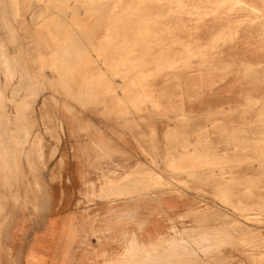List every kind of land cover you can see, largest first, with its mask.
Wrapping results in <instances>:
<instances>
[{"label": "crops", "instance_id": "obj_1", "mask_svg": "<svg viewBox=\"0 0 264 264\" xmlns=\"http://www.w3.org/2000/svg\"><path fill=\"white\" fill-rule=\"evenodd\" d=\"M245 1L264 11L260 0ZM113 15L90 36L101 59L89 51L75 78L78 86L81 73L89 76L86 91L93 84L81 93L83 108L57 115L62 137L50 161L45 224L28 226L25 207L7 228L0 224V264H122L132 236L144 245L162 239L156 214L184 223L178 233L193 231L196 239L199 231L228 227L219 215L233 213L236 201L249 211L264 205V19L228 16L223 29L219 18L160 24L154 17L164 13L140 14L125 24L124 35L119 26L127 19ZM112 20L114 28L106 24ZM107 38L114 44H104ZM102 77L112 92L96 100L92 90ZM169 158L178 171L166 167ZM144 168L170 190H155V200L131 188L99 198L109 195L102 189L106 181L128 186ZM135 255L137 264L142 259ZM263 258L264 250L243 251L233 264Z\"/></svg>", "mask_w": 264, "mask_h": 264}, {"label": "rangeland", "instance_id": "obj_2", "mask_svg": "<svg viewBox=\"0 0 264 264\" xmlns=\"http://www.w3.org/2000/svg\"><path fill=\"white\" fill-rule=\"evenodd\" d=\"M182 2L181 0H0V224L3 228L9 226L20 207L26 208L28 226L42 227L45 224V210L50 203L52 173L50 161L62 137L57 129V115L61 112L66 113L74 107L84 106L81 93L86 91L84 80L89 76L81 73L78 86L75 78L82 71L84 62L88 61L89 51H94L98 61L101 59L98 48L90 44L93 39L90 36L97 34L98 29L105 28L103 26L105 16L114 19V13L122 14L123 18L127 19L123 20V26H119L124 30V35L129 34V31H126L129 27L125 24H129L131 18L137 20L140 14H143V17L153 18L150 17L151 14L164 13L163 17H154L159 18L157 22L160 24L168 20V23H177L181 17L187 18V22L191 23L201 19L207 21L219 18V27L223 29L228 27L226 23L228 16L241 19L243 15L251 14L257 19H264V11H258L254 6L246 4L245 0H200L198 1L200 5L187 3L191 4L190 6H185ZM260 2L264 7V0ZM106 24H111L114 28V20ZM152 24L156 27L155 22ZM238 24L241 25V22ZM109 27L111 26H108V29ZM104 44L113 45L114 40L107 38ZM205 61L207 60L204 58ZM123 76L125 77L126 74L124 73ZM201 84H204L203 79ZM86 87H93V84H87ZM89 88L86 91L88 93ZM107 91L102 77L101 82L92 90V97L96 100L103 98ZM166 137L170 142L173 136L170 133ZM24 159L25 162L21 163ZM172 164L169 158L166 167L178 171V166ZM53 171L59 172L56 164ZM150 171L148 168L142 169L138 173L140 175L138 180L132 182L128 180L130 182L128 186H119L121 183L116 185L114 181L113 183L106 181L102 189L106 188L109 195L103 194L99 198L109 200L113 195L122 196L126 194L122 189L131 188L133 192L136 189L141 197L155 200L153 192L155 190L166 192L170 190V184L160 179H153ZM235 185L237 186L238 183ZM114 187L119 190L113 189ZM223 202L226 204L227 198H223ZM235 207L233 213L219 215V220L228 222V227L215 232L199 231L200 238L197 239L193 237V231L192 235L178 233V227L184 226V223L179 220L168 223L166 219H161L160 215L156 214L155 220L158 222L154 226L158 229L157 237L162 239H158L156 244L144 245L138 242L136 236H132L127 243L126 257L122 264H125L129 251L139 254L142 261L147 264H211V261L215 264H233L234 255L241 258L243 251L246 254L263 251L264 206L261 208L258 206L256 210L251 208L249 211L238 200ZM124 218L130 219L127 215ZM251 226L257 229H249ZM107 232L98 230V235L105 236L110 233ZM221 235L225 240L221 239ZM192 239L196 242L191 241ZM172 240H183L188 244L192 252L186 257L190 258L183 259V256L179 255L170 258L169 255L162 253L165 244ZM261 260L263 261L260 264H264V258Z\"/></svg>", "mask_w": 264, "mask_h": 264}, {"label": "bare ground", "instance_id": "obj_3", "mask_svg": "<svg viewBox=\"0 0 264 264\" xmlns=\"http://www.w3.org/2000/svg\"><path fill=\"white\" fill-rule=\"evenodd\" d=\"M241 9V8H240ZM213 71V70H212ZM218 71V70H217ZM206 73V72H205ZM207 73H210V72H207ZM211 73H213V72H211ZM215 73V72H214ZM219 73H220V71H219ZM219 73H215V74H217V76H218V74ZM224 73V72H223ZM202 74V73H201ZM222 74V73H221ZM220 74V75H221ZM213 75V74H212ZM223 75V74H222ZM210 76V75H209ZM220 77V76H219ZM218 77V78H219ZM198 78H199V75H198ZM221 78H223L224 79V77H222L221 76ZM200 79H203V77H201ZM217 79V78H216ZM219 82V81H218ZM214 87H215V85H214ZM152 96V95H151ZM148 97V96H147ZM179 98V97H178ZM147 99V98H146ZM146 101V100H145ZM145 101H143V102H145ZM141 103V102H140ZM1 125V124H0ZM167 138V137H166ZM13 147V146H12ZM15 151H16V148H15ZM15 153V152H14ZM13 153V154H14ZM10 155V154H9ZM1 156V155H0ZM12 157V156H11ZM14 157V156H13ZM24 157V156H23ZM7 159V158H6ZM25 162V159H24V161L23 162H21V163H24ZM17 165V164H16ZM14 166V165H13ZM15 168V167H14ZM4 173V172H3ZM112 177V176H111ZM1 178H3V177H1ZM4 182V181H3ZM1 187V186H0ZM111 187V186H110ZM108 188V187H107ZM264 206V205H263ZM236 208V207H235ZM240 208V207H239ZM242 211V210H241ZM245 211V210H244ZM4 221V220H3ZM7 222V221H6ZM215 232V231H214ZM213 233V232H212ZM216 234V233H215ZM211 235V234H210ZM209 235V236H210ZM198 236V235H197ZM202 236V235H201ZM206 236V235H205ZM222 236V235H221ZM226 236H228V235H226ZM233 236V235H232ZM199 237V236H198ZM203 237V236H202ZM200 238V237H199ZM206 238V237H205ZM205 238H204V240H205ZM210 238V237H209ZM208 238V239H209ZM212 238H214V237H212ZM224 239V237L222 236L221 237V239ZM229 238V237H228ZM180 239V238H179ZM186 239V238H185ZM197 239V238H196ZM202 239V238H201ZM216 239V238H215ZM227 239V238H226ZM231 239V238H230ZM212 240V239H211ZM217 240V239H216ZM225 240V239H224ZM188 241V240H187ZM191 241H195V240H191ZM218 241V240H217ZM223 241V240H222ZM229 241V240H228ZM189 242V241H188ZM196 242V241H195ZM198 242H200V241H198ZM202 242V241H201ZM212 242V241H211ZM230 242V241H229ZM164 243H166V242H164ZM210 243V242H209ZM226 243V242H225ZM228 243V242H227ZM196 244H200V243H196ZM202 244V243H201ZM205 244V243H204ZM231 244V243H230ZM166 245V246H165ZM164 246V248L162 249V253H165V254H167V255H169V257L170 258H172L174 255H179V256H183L182 258L183 259H186V258H190V257H186V255H191V252L192 251H190V246L188 245V244H186L183 240H172V241H169V242H167V244H165ZM216 245V244H215ZM227 245V244H226ZM197 246V245H196ZM205 246V245H204ZM201 247V246H200ZM199 247V248H200ZM198 248V249H199ZM202 248V247H201ZM207 248V247H206ZM210 248V247H209ZM193 249H194V246H193ZM214 249V248H213ZM216 249V248H215ZM202 250V249H201ZM200 250V252L202 253V251ZM210 250V249H209ZM208 250V251H209ZM127 251H129V250H127ZM205 251V250H204ZM207 251V250H206ZM205 251V252H206ZM196 254V253H195ZM204 254V253H203ZM205 254H207V253H205ZM135 255V253L134 252H132V251H129L128 253H127V258H126V260H125V264H135L134 263V258H137L138 259V257H136V255ZM193 255V254H192ZM201 256H203V255H201ZM205 256V255H204ZM207 256H208V254H207ZM193 257H195V255L193 256ZM203 258V257H202ZM207 258V257H206ZM205 259V258H204ZM209 259V258H208ZM138 261V260H137ZM184 262V261H183ZM137 264H147L146 262H144V261H142V260H140L139 262H136ZM185 263V262H184Z\"/></svg>", "mask_w": 264, "mask_h": 264}]
</instances>
